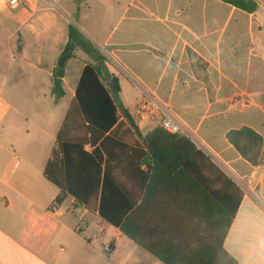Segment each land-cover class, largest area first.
Segmentation results:
<instances>
[{"label":"crops","instance_id":"obj_1","mask_svg":"<svg viewBox=\"0 0 264 264\" xmlns=\"http://www.w3.org/2000/svg\"><path fill=\"white\" fill-rule=\"evenodd\" d=\"M254 1V13L220 0H24L0 10V69L8 52L7 68L34 92L19 95L21 125L11 132L0 85V264H163L72 197L54 203L59 190L44 169L92 60L76 49L55 102L52 75L70 24L105 57L106 84L140 89L134 103L121 102L142 133L158 125L134 115L149 95L157 116L166 111L238 183L244 197L224 246L237 264H264V164L252 166L226 138L245 126L264 138V0Z\"/></svg>","mask_w":264,"mask_h":264},{"label":"trees","instance_id":"obj_2","mask_svg":"<svg viewBox=\"0 0 264 264\" xmlns=\"http://www.w3.org/2000/svg\"><path fill=\"white\" fill-rule=\"evenodd\" d=\"M247 13L254 0H220ZM52 75L55 102L66 94L67 63L77 48L85 64L44 169L67 197L118 228L163 264H237L225 239L244 197L238 183L182 132L161 124L144 134L102 79L105 57L73 24ZM226 138L252 166L264 164V138L249 127Z\"/></svg>","mask_w":264,"mask_h":264},{"label":"rangeland","instance_id":"obj_3","mask_svg":"<svg viewBox=\"0 0 264 264\" xmlns=\"http://www.w3.org/2000/svg\"><path fill=\"white\" fill-rule=\"evenodd\" d=\"M86 58V57H85ZM81 58L80 60H82ZM5 62L6 68L0 69V85L3 84V88L1 91V97L5 101V103L9 106L8 107V113L5 117L4 124H7L13 128L11 132H15L14 130L17 129V127H20L21 121L19 116H17L15 112V108H18L21 105V101L19 99V95H23L24 91L26 90V93L29 95L34 94L32 90H30V86L23 84H19L17 80V72L15 70V67L7 68L9 65V62L11 61L9 53L6 52L2 59ZM87 62L88 59L86 58ZM125 91L123 94H116V98L119 102L122 101L123 97L127 99V101H124V103L128 104L136 100V98L140 95V89L138 87H134L128 84H124ZM128 89V91H126ZM128 97L131 98V102L128 100ZM122 103V102H121ZM27 104V108H28ZM24 122V121H23ZM26 123V122H24ZM143 252V251H142Z\"/></svg>","mask_w":264,"mask_h":264},{"label":"built area","instance_id":"obj_4","mask_svg":"<svg viewBox=\"0 0 264 264\" xmlns=\"http://www.w3.org/2000/svg\"><path fill=\"white\" fill-rule=\"evenodd\" d=\"M61 1V0H57ZM24 4V0H0V10L16 9ZM152 101L149 95H144L139 99L134 109V115L138 118L144 116L156 117L158 124L168 129L170 132L175 133L180 131V126L166 111H162L160 115H156L152 109ZM155 115V116H154ZM110 247H107L109 250Z\"/></svg>","mask_w":264,"mask_h":264},{"label":"water","instance_id":"obj_5","mask_svg":"<svg viewBox=\"0 0 264 264\" xmlns=\"http://www.w3.org/2000/svg\"><path fill=\"white\" fill-rule=\"evenodd\" d=\"M112 86H113V84H112Z\"/></svg>","mask_w":264,"mask_h":264}]
</instances>
